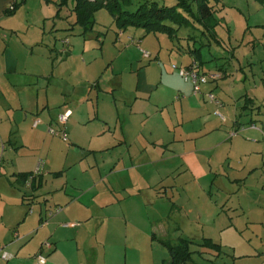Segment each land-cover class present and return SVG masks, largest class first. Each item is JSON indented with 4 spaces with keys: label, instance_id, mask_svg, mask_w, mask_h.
Segmentation results:
<instances>
[{
    "label": "crops",
    "instance_id": "0c3cea01",
    "mask_svg": "<svg viewBox=\"0 0 264 264\" xmlns=\"http://www.w3.org/2000/svg\"><path fill=\"white\" fill-rule=\"evenodd\" d=\"M30 1L0 0V249L11 254L0 264H38L40 252L45 264H129L141 224L152 242L210 238L224 264H264V194L248 202L264 184L254 94L223 80L219 62L201 65L220 77L195 93L171 66L199 64L185 36L136 34L114 18L86 31L73 3ZM159 201L166 215L150 211Z\"/></svg>",
    "mask_w": 264,
    "mask_h": 264
},
{
    "label": "rangeland",
    "instance_id": "374dc122",
    "mask_svg": "<svg viewBox=\"0 0 264 264\" xmlns=\"http://www.w3.org/2000/svg\"><path fill=\"white\" fill-rule=\"evenodd\" d=\"M139 1L132 0V4L128 9L134 10ZM156 1L167 3L168 5H173L178 2V0ZM37 2L36 0L30 1L33 9H37ZM13 4L16 8L17 2L13 1ZM215 16L219 20V23L215 27L219 41L212 40L211 44L202 48L201 58L198 59L200 70L201 65L214 67L218 62L219 65H224L228 73L223 80L230 81L232 84L234 83V86L242 87L247 93L252 92L259 102L256 108L257 111L259 110L261 113H264V0H220L216 8ZM95 19L99 23L100 21L108 23L113 17L107 9H101L96 12ZM129 28H132L136 34L140 32L145 33L141 27L130 26ZM190 29L191 27H182L179 35L187 37L188 33L192 30ZM148 37L150 38L148 35L143 39H147ZM136 39L139 40L138 37ZM145 45L146 43H144L143 47ZM213 54L219 57H215L209 60V62H206L208 56L214 57ZM173 64L181 66L178 63ZM216 97L218 98L217 95ZM218 99L221 100L220 98ZM248 189L251 197L258 199L254 202L250 199L248 201L250 203L249 207L257 208L258 204L262 201L261 196L264 194V184H260V186H249ZM153 204L150 211L163 215H166L165 213L169 211L171 206V203L162 206V202L160 201L156 205ZM141 225H138L137 228L133 227L132 233L130 234L132 236L130 237L131 249L129 251V264H160L162 258L169 257V250L159 242H152L150 234L145 232L146 228L143 229ZM202 246L196 243L191 244L194 264H224L223 256L225 255V248L223 250L221 247L218 250L205 246L211 249L210 252H213L210 254L199 252L198 250ZM193 263L190 262L188 264Z\"/></svg>",
    "mask_w": 264,
    "mask_h": 264
},
{
    "label": "trees",
    "instance_id": "16d2710c",
    "mask_svg": "<svg viewBox=\"0 0 264 264\" xmlns=\"http://www.w3.org/2000/svg\"><path fill=\"white\" fill-rule=\"evenodd\" d=\"M51 2L52 0H46ZM220 0H178L176 4L168 5L156 0H140L132 10L128 7L132 0H58L59 7L74 4L77 23L86 31L93 29L95 14L101 9H107L120 29L130 26L141 27L146 32L165 33L170 39H180L182 27H191L187 39L192 41L190 53L196 59L201 58L202 48L219 41L215 30L219 20L215 16ZM125 4H127L125 6ZM169 250V259L164 264H188L192 261L193 240L180 238L176 243L170 240H160ZM203 246L221 249V246L210 238H205Z\"/></svg>",
    "mask_w": 264,
    "mask_h": 264
},
{
    "label": "built area",
    "instance_id": "2783aa9c",
    "mask_svg": "<svg viewBox=\"0 0 264 264\" xmlns=\"http://www.w3.org/2000/svg\"><path fill=\"white\" fill-rule=\"evenodd\" d=\"M10 10L15 9V5L12 3L9 7ZM65 43L68 42V40H64ZM143 56L146 58L151 57V52L142 49ZM172 68L180 74V76L186 81L190 82L193 86V91L195 93H200L202 92L203 85L208 83L211 80H217L220 77V73L217 71H210V72H202L199 70L198 65L196 63L190 65V66H178L176 64H172ZM208 98L210 101H213L217 103L218 106H222L223 103L221 100H219L216 95L213 92L208 93ZM218 116L225 120V116L220 112L217 111ZM70 115V110H67L59 115V121L61 124H65L68 117ZM40 118H35L33 121V125L37 126L38 124L41 123ZM49 132L54 135L60 136L63 140L67 141L68 140V132L65 127L62 128H56L54 126L49 127ZM44 248H50L51 243L49 241H46L43 243ZM11 257V254L5 250L0 249V259L8 260ZM36 259L38 264H45L47 261V257L43 253H38L36 255Z\"/></svg>",
    "mask_w": 264,
    "mask_h": 264
}]
</instances>
